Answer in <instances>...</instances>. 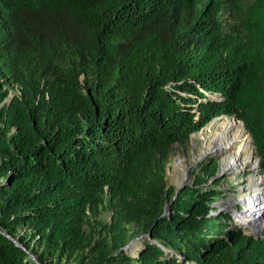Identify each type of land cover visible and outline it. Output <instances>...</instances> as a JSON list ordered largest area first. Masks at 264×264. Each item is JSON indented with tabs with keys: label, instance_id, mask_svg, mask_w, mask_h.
<instances>
[{
	"label": "trees",
	"instance_id": "trees-1",
	"mask_svg": "<svg viewBox=\"0 0 264 264\" xmlns=\"http://www.w3.org/2000/svg\"><path fill=\"white\" fill-rule=\"evenodd\" d=\"M69 53L67 71L50 70ZM10 79L23 95L6 106ZM222 116L244 123L264 174V0H0V264H61L106 188L123 191L154 157L163 174L173 145ZM200 196L157 215L136 255L83 239L85 259L264 264V236Z\"/></svg>",
	"mask_w": 264,
	"mask_h": 264
},
{
	"label": "rangeland",
	"instance_id": "rangeland-1",
	"mask_svg": "<svg viewBox=\"0 0 264 264\" xmlns=\"http://www.w3.org/2000/svg\"><path fill=\"white\" fill-rule=\"evenodd\" d=\"M222 21L228 28L235 25V20L230 15H225ZM38 60L37 57L24 59V73H20V75L30 79L31 73L38 74L42 66H50L49 56H45L42 61ZM70 61L71 53L66 56L54 55L50 70L59 68L61 71H67L71 66ZM5 88L8 91V97L4 102L6 106L15 97L23 95L22 87L14 79L6 81ZM203 130L204 128L193 134L186 144H176L170 148L169 158L162 171L163 174L160 172L159 159L155 160L154 157L144 164L146 169H143L142 176L123 191H111L106 188L100 201L88 210L78 243L73 249L66 251L60 263H89V259H85L88 250L80 248L84 243L83 239L94 241L95 245L99 242L102 245L106 243L113 251L118 242L126 245L123 248L124 251L136 255L141 246L147 240L152 239L149 226L157 215L162 213L164 217L172 216L174 211L186 208L191 199L198 198L201 194L200 197L206 199L205 201L209 203L213 214L228 213L232 216L233 225L241 224L237 213L244 210L243 195L249 178L254 173L250 168L238 173H224L220 171V158L209 155L193 162L186 170L185 180L183 179L184 172L179 161L180 159L193 161V153L198 145L194 141V137L199 139V133ZM254 155L258 157L255 147ZM3 160L0 155V169ZM257 170L263 179L261 190L264 195V174L260 170V162ZM2 181L3 177L0 175V184ZM244 228L246 233H254L249 227ZM18 233L19 236H24L29 241V252L32 255H41L43 245L40 236L34 229L23 227L18 229ZM260 233L264 236V229ZM254 234L258 235L259 233L255 232ZM116 252L117 250H115ZM52 262L59 263L57 258Z\"/></svg>",
	"mask_w": 264,
	"mask_h": 264
},
{
	"label": "bare ground",
	"instance_id": "bare-ground-1",
	"mask_svg": "<svg viewBox=\"0 0 264 264\" xmlns=\"http://www.w3.org/2000/svg\"><path fill=\"white\" fill-rule=\"evenodd\" d=\"M195 149L193 161L180 159L185 180L186 170L193 162L209 155L220 158L221 172L238 173L250 168L254 173L250 176L243 195L244 210L237 213L238 220L244 227L260 233L264 229V195L261 190L263 179L258 173L259 160L254 155L253 140L247 134L243 122L233 117L222 116L210 122L202 132ZM177 167V166H176ZM136 252V251H135Z\"/></svg>",
	"mask_w": 264,
	"mask_h": 264
},
{
	"label": "water",
	"instance_id": "water-1",
	"mask_svg": "<svg viewBox=\"0 0 264 264\" xmlns=\"http://www.w3.org/2000/svg\"><path fill=\"white\" fill-rule=\"evenodd\" d=\"M237 119V118H236ZM238 120V119H237ZM244 124V123H243ZM253 140V139H252ZM259 162H260V159H259ZM256 237H257V239H259V238H261L262 237V234L261 233H259L258 235H256ZM126 250H128L127 248H126Z\"/></svg>",
	"mask_w": 264,
	"mask_h": 264
}]
</instances>
